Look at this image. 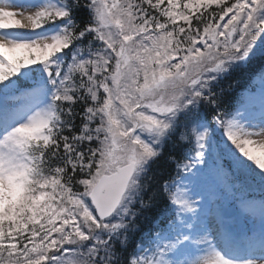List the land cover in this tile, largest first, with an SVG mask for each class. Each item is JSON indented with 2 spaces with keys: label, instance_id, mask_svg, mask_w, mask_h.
Listing matches in <instances>:
<instances>
[{
  "label": "snow or ice",
  "instance_id": "1",
  "mask_svg": "<svg viewBox=\"0 0 264 264\" xmlns=\"http://www.w3.org/2000/svg\"><path fill=\"white\" fill-rule=\"evenodd\" d=\"M0 264H264V0H0Z\"/></svg>",
  "mask_w": 264,
  "mask_h": 264
},
{
  "label": "trees",
  "instance_id": "2",
  "mask_svg": "<svg viewBox=\"0 0 264 264\" xmlns=\"http://www.w3.org/2000/svg\"><path fill=\"white\" fill-rule=\"evenodd\" d=\"M247 83H248V81H247V77H245L244 79L241 80V84H242V85L247 86ZM243 90H244V88L242 87V88L240 89V91H243Z\"/></svg>",
  "mask_w": 264,
  "mask_h": 264
}]
</instances>
